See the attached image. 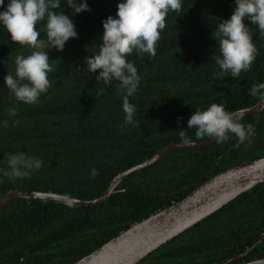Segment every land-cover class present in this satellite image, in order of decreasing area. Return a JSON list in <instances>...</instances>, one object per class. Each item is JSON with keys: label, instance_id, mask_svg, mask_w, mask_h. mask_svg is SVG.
I'll return each mask as SVG.
<instances>
[{"label": "trees", "instance_id": "1", "mask_svg": "<svg viewBox=\"0 0 264 264\" xmlns=\"http://www.w3.org/2000/svg\"><path fill=\"white\" fill-rule=\"evenodd\" d=\"M4 0L0 11L6 9ZM80 2V0H77ZM88 11L74 13L67 0L60 8L75 25L76 38L63 50L46 49L53 71L51 87L37 103L18 102L4 84L14 75L17 55L32 49L12 42L0 24V169L9 155L24 152L42 160L29 178L9 179L0 172V194L8 190L52 191L77 198L98 196L119 171L147 158L169 142L182 141L178 128L190 140H199L187 120L197 109L217 103L231 112L255 103L253 84L264 82V38L247 18L257 48L250 71L239 78H213L218 43L212 37L217 22L228 19L235 0H181L183 13L169 12L156 44V55L127 57L140 77L129 97L136 106L135 123L124 122L119 83L97 82L85 74L84 58L96 54L102 43V21L115 18L122 0H84ZM37 24L40 38H46ZM103 89L101 93L100 90ZM100 93V94H98ZM16 108L17 115H8ZM180 117L179 125L177 118ZM8 121V127L3 122ZM16 121H19L17 124ZM255 135L237 147L229 134L223 143L171 148L153 162L121 179L114 191L94 206L65 204L38 198H15L0 206V264H68L91 251L119 230L182 197L188 187L239 161L264 155V107L254 117L243 114ZM206 138V137H204ZM96 169L98 175L91 176ZM264 183L253 185L224 205L160 244L134 264H212L249 251L235 262L264 256Z\"/></svg>", "mask_w": 264, "mask_h": 264}, {"label": "clouds", "instance_id": "2", "mask_svg": "<svg viewBox=\"0 0 264 264\" xmlns=\"http://www.w3.org/2000/svg\"><path fill=\"white\" fill-rule=\"evenodd\" d=\"M4 0H0V6ZM67 7L74 13L90 10L84 0H67ZM115 18L109 15L102 21V43L92 56L84 58L85 74L95 73L97 82L109 84L118 81L117 91L122 93L124 122L121 131L129 124H134L136 106L129 102V97L138 90L140 77L137 69L127 57L135 51L138 55H156V44L161 31L166 26L169 12L183 13L181 0H122L117 4ZM60 0H9L6 9L0 11V24L10 35L12 42L32 49L29 55H17L14 60V75L4 77V84L18 102L37 103L41 94L51 87L48 74L53 71L46 49L63 50L70 38H76L77 32L72 20L63 13L56 12ZM256 25L264 38V0H235V8L228 19L217 22L212 37L218 43L219 54L215 63L220 71L213 73V78L231 76L239 78L242 72L250 71L256 59L257 48L252 41L245 19ZM45 21L43 31L46 38H40L37 24ZM103 92V89L100 90ZM100 94V93H98ZM250 94L264 99V82L253 84ZM8 115H17V109H8ZM240 115L227 111L223 105L212 103L206 109H197L187 120V129H195V135L214 138L217 143L229 139V134L237 138V147L245 142L251 143L255 135L254 126L240 122ZM180 117L177 118L179 125ZM18 124L19 121H16ZM8 127V121L3 122ZM180 139L189 143L190 138L184 128H178ZM42 160L28 156L24 152L11 154L7 159L8 168L0 169L9 179L29 178L31 170L42 167ZM98 175L91 170L92 178Z\"/></svg>", "mask_w": 264, "mask_h": 264}, {"label": "water", "instance_id": "3", "mask_svg": "<svg viewBox=\"0 0 264 264\" xmlns=\"http://www.w3.org/2000/svg\"><path fill=\"white\" fill-rule=\"evenodd\" d=\"M264 107V99L259 98L252 105L232 110L240 115L252 114L254 117ZM214 138H203L169 142L155 149L147 158L115 174L106 188L96 197L84 199L52 192L49 190H8L0 194V206L15 198H38L54 200L71 205L94 206L105 200L115 189L117 183L130 173L153 162L161 153L171 148L206 145ZM264 183V155L239 161L222 170L197 181L177 200L159 208L140 220L134 221L119 230L109 239L68 264H134L160 244L177 235L187 227L218 209L245 189ZM264 240L261 234L252 245ZM251 246L225 261L212 264H264V256L235 262L246 254Z\"/></svg>", "mask_w": 264, "mask_h": 264}]
</instances>
